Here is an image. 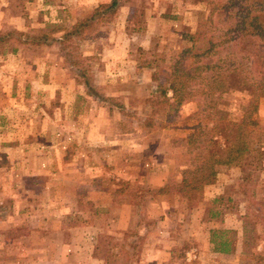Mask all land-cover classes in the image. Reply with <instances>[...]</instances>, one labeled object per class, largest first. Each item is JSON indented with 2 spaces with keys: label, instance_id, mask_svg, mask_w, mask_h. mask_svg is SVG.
<instances>
[{
  "label": "rangeland",
  "instance_id": "obj_1",
  "mask_svg": "<svg viewBox=\"0 0 264 264\" xmlns=\"http://www.w3.org/2000/svg\"><path fill=\"white\" fill-rule=\"evenodd\" d=\"M107 1L0 0V37L12 33L0 41V264H264L257 152L240 167L210 164L209 185L176 186L208 159L216 111L236 123L249 101L247 85L205 98L191 79L180 107L161 109L162 79L205 61L194 55L211 6L130 0L71 36L74 69L55 41L32 39L62 38ZM223 19L211 15L222 30ZM244 63L248 78L264 75V58ZM80 67L86 86L73 79ZM254 106L264 125V95ZM213 229L230 232L228 255L212 252Z\"/></svg>",
  "mask_w": 264,
  "mask_h": 264
},
{
  "label": "trees",
  "instance_id": "obj_2",
  "mask_svg": "<svg viewBox=\"0 0 264 264\" xmlns=\"http://www.w3.org/2000/svg\"><path fill=\"white\" fill-rule=\"evenodd\" d=\"M130 0H108L93 9L90 16L84 20H79L63 34L62 38H47V36H28L21 35L23 38H32L36 41L45 39L55 41L62 52L61 55L67 57V64L71 69L79 66L73 63L74 56L73 44L70 42L71 36L82 35L93 31V26L109 22L114 19L118 11L124 8ZM205 2L211 6L207 25L202 34L205 39L206 47L197 49L194 57H204L203 64L197 66L194 74L191 72L182 73L179 68L172 71V76L165 77L162 82L165 83L159 93L161 99L162 111L168 113L174 112L180 107L185 97V87L189 85L191 79H199L200 84L195 90L197 94L205 98H210L215 92H227L235 85L240 87L247 85V94L249 101L244 108L245 113L242 119L236 123L230 122L228 115L224 112L216 111V123L212 126L209 133L210 152L208 159L196 164L192 168H185L181 171L179 191L187 189L195 190L199 186L209 185L213 181V172L210 171V164L224 165L227 167H240L243 163V157L248 151H255L259 155L260 165L264 169V125L259 124L255 119L249 118V115L256 111L254 103L258 98L264 95V75L256 79L248 78V72L245 71L246 64L254 57L264 58V0H226L221 4H213L212 0H197ZM236 7L235 10H230ZM128 22L133 24V14L130 11ZM216 13V18L229 23L230 27L223 29L220 26L213 25L211 15ZM12 33L7 32L4 37H11ZM82 39V38H81ZM15 50H12L14 52ZM184 52L189 53V50ZM223 52V55H219ZM237 54V58L234 56ZM213 63V64H210ZM176 66V65H175ZM208 71L207 77H202L201 73ZM74 76V82L87 85L84 78L86 70L77 71ZM81 83V84H82ZM82 84V85H83ZM167 93L171 95L173 102L168 103L165 98ZM163 114V112H162ZM248 116V117H247ZM246 117V118H245ZM195 129V128H194ZM193 136V135H192ZM215 198L212 202H218ZM210 217L217 216V212L208 210ZM229 231L213 229L209 231V244L215 254L228 255L231 252V243L229 240Z\"/></svg>",
  "mask_w": 264,
  "mask_h": 264
}]
</instances>
